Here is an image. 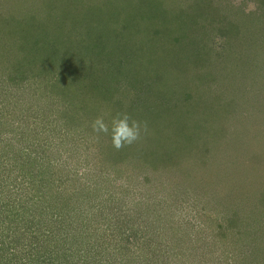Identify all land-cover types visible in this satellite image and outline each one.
Instances as JSON below:
<instances>
[{
    "label": "trees",
    "instance_id": "1",
    "mask_svg": "<svg viewBox=\"0 0 264 264\" xmlns=\"http://www.w3.org/2000/svg\"><path fill=\"white\" fill-rule=\"evenodd\" d=\"M78 1H50L48 8L51 14H49L53 15L47 24L49 29H45V26L41 24L42 27L39 28L38 35H33L34 40L39 42V37H42V34L46 36L49 33L51 36L49 34L48 36L53 39H49L50 42L47 43V46L50 45L51 51L52 48L55 49L54 55L60 56L61 49H68V47L71 48L68 50L84 54V46L87 47L88 44L99 41L98 36L100 42L105 43V40L108 39L111 43L112 40L117 43L120 35L127 33L126 27H133L130 24L131 20L136 24L134 27H141V24L147 25L148 23H150L147 25L148 29L155 27V35L147 33L152 44L147 50L131 47L132 55L129 56L131 59L127 57L128 52H123L131 64L138 66H136L137 73L132 66L128 68L129 75L134 72L133 78L136 75L137 78L132 82H125V84H121L120 80L114 78L116 83L113 85L111 81H108V78H102V84L109 85L103 94L98 90L101 85L99 80H95L91 85L90 83L86 85L85 91L80 89L81 85L76 83L77 75L74 71L71 73L73 68L70 62L68 63V57L59 58L60 63L51 65L49 69L45 63L43 70L38 75L40 84L44 85L43 93L56 94L58 99L61 98V104L66 106V110L70 113L74 108H82V106L79 107L80 103L77 102V99L81 94H88L89 89L90 96L104 102L105 108H110L106 122H110L111 118L119 112H127L134 119L143 122L146 129L142 130L141 137L137 142L117 150L113 147L109 135L97 134L93 130V121L100 117L98 113L89 112L83 114L81 118L79 117L80 119L86 118L88 123L91 118L90 130L87 129L89 126L79 130L75 127V123L74 126L69 125V131L76 134L73 136V140L88 141L89 148L92 149L91 157L84 158V162H80L79 165L81 167L91 165L90 161L93 159L94 165L98 166L93 168L91 174L86 173L84 178L78 177L77 170L75 172L77 176L73 177L70 171L65 169V166H59L60 176L55 179H52L51 176L44 177V172H38L32 176L35 171L33 173L31 171L29 173L35 191L32 192L29 200L21 199L19 205H16V199H12L13 196L4 202H2L3 198H0V264H69V259L65 254H76V252L78 257L83 258L79 264H120L124 262V259L126 262L123 264H160L154 254L155 245L160 246V250L163 251L160 256L180 257V264L187 263V257L194 255V248L195 251L203 248L204 252L199 255L205 257L215 251L217 247L222 249L221 259L223 262L221 264H264V252L261 251L264 249L263 210L257 212L254 207L247 210L246 206L242 205L243 210L247 211V217L241 230L238 229L241 224L233 219L228 220L227 224H217L214 215L209 211L205 213L207 218L197 227L194 237L188 228L183 229L182 226H175V228L173 222L179 218L182 208L187 210V213L190 210L189 205L186 206L187 202L182 201L179 193L182 192L190 198L194 195L197 197L200 193L210 195L220 185L219 182L223 181V184L230 185L231 181H235L230 155H232V145H234L233 139H237L239 132L229 131L227 129L229 126L226 123L233 120L231 118L232 107L237 106L235 97L239 95L235 91H230L229 98H224L216 96L209 89L199 91L194 79L199 78L203 82L204 78L210 79V76H213L214 79L222 76L223 73L219 66H215L211 70L208 69V71L205 68L215 65L217 58L228 50L231 39L249 38V32L253 28L251 24H258V26L253 28L255 33L252 39L242 43L245 48L241 52L245 50L247 55L250 52V54L253 53L255 56L264 58V20L257 15L259 12L243 11L240 16L236 14V19L230 16L233 12L230 11L231 8L225 9L221 4L216 5L213 0H187L178 10L169 9L163 0H126L125 8L129 5L134 7L135 11L129 12L132 17L125 21L117 20L118 9L115 6L111 8V14L107 15L110 19L109 22L103 17L101 20L98 18L102 4L84 6ZM65 2L74 3V6L71 7ZM54 4L55 8L60 7V10L56 9L57 13L53 12ZM150 4L154 5L151 10ZM80 5L83 6L80 7ZM67 8H72V10L68 11ZM94 9L97 16L91 15V17L88 14ZM259 10L261 11L260 8ZM14 22L18 24H14L12 28L24 39L28 32L21 31L23 29L21 22L12 19L10 23ZM100 23L106 26L104 29L101 28L96 38L89 39V36L97 35L95 30L100 29ZM120 23H122L120 27H124V30L118 29ZM32 25L36 29L39 24L33 21ZM24 26L28 29L26 25ZM244 27L246 30L240 37ZM241 28L242 30L238 31ZM139 29L136 28L127 35L131 38V43L135 45V39H140L142 35ZM29 34L32 35L31 32ZM113 35L114 37H111ZM156 36L158 38H155ZM124 44L123 47L118 44L116 46L123 49L126 47ZM96 49L100 51L98 55L104 56V47ZM157 49L160 51L158 52ZM73 54L75 55V52ZM94 65L93 68H97ZM67 67H70L68 71ZM201 70L203 73L200 72ZM191 72L196 75L195 78L190 77ZM138 73L142 76H139ZM92 74L94 75V73ZM66 76L75 77L73 89L65 85ZM27 78V75L22 78L23 82L26 80L27 83ZM133 78L126 77V80ZM187 79H191V84ZM48 81L52 84L50 89L46 88ZM29 86L28 84L27 88ZM16 87L19 88L18 83ZM122 87L135 91V96L132 94L133 98L127 103L115 99L118 90L113 88L121 91ZM152 91L157 96L154 106L149 100ZM180 93H182L181 97L178 95ZM173 95L180 99H175ZM240 97L242 98L243 95L240 94ZM242 101L244 102V98ZM13 105L19 107L24 103ZM2 110L4 111V108ZM153 110L155 111L154 116L150 113ZM0 118L4 119L1 110ZM212 126L220 130L226 128L225 131L221 130L223 138H220L221 135L220 137L212 136L213 139L209 137L208 134L213 130ZM85 128L86 130H84ZM81 131H83V135H80ZM252 135L244 133L243 141H241L242 146L247 143L249 146L255 147L256 143L253 142L255 139L264 144L263 137H259L257 133ZM7 146V143L5 146H0V159L2 160L12 159L10 155L14 152L9 149L13 147V142L9 147ZM218 147L226 155L211 159V153ZM88 159V164H85ZM79 165L77 166L79 167ZM250 166L254 165L250 164ZM250 166L247 165L249 170L252 169ZM161 169L164 170V173L169 171L180 174L178 178H181L179 181L184 188L179 190L176 186L178 191L169 188V183H164L163 177L160 179L163 175L160 173ZM146 170L147 172L155 170L159 180L147 178L144 180L145 184L160 182V186L154 185L156 193L149 192L148 196L153 198V203L159 201L164 205L163 213L158 214L156 223L158 230L155 231L150 230L147 221L137 225V219L134 217L135 214H138L139 218L142 217L141 215H149L147 211L151 210L150 205L148 204V207L144 208L143 205L139 206V202H135V199H128L124 197L125 195L118 196L113 186L124 173L126 177H135L136 175L140 176ZM8 172L10 171L3 170L0 166V181L5 182L9 178L10 175H5ZM252 172L259 174L260 170L254 166ZM214 176H217V179ZM56 180L58 184L54 183ZM107 180L110 181L106 182ZM69 181L73 184L66 186ZM100 182L108 189L104 187V190L102 188L104 185L101 186ZM239 182L241 183V180ZM93 183L95 186L91 191ZM3 192H6V189ZM98 192L103 196H100ZM125 192L129 193L128 190ZM106 195H110V197L104 198ZM97 196L101 202L92 206L94 211L90 212L88 206L91 204L88 205V203L94 201ZM128 197L133 198L132 194ZM33 199L36 200V203L33 202ZM39 202L40 204H38ZM178 202L180 203L179 208ZM207 202L212 204V201ZM37 204L40 208L38 213L40 216V212L42 213L43 219H39L37 214L34 217L35 213L31 210V206L34 209ZM164 214L169 215L168 219L162 218ZM211 222L214 223L211 225ZM209 226L213 228L214 232L209 233ZM161 229L168 230L165 231V234L172 231L173 237L164 238ZM107 230H111L110 234L105 233ZM103 234L108 239L102 237L105 242L101 243L99 239L101 240L100 236ZM22 244L24 253L23 256H19ZM149 247L153 251L152 253L148 252ZM174 250L176 254L173 253ZM199 255L198 257H200ZM121 258L123 259L121 260ZM195 259L198 264L197 258Z\"/></svg>",
    "mask_w": 264,
    "mask_h": 264
},
{
    "label": "rangeland",
    "instance_id": "2",
    "mask_svg": "<svg viewBox=\"0 0 264 264\" xmlns=\"http://www.w3.org/2000/svg\"><path fill=\"white\" fill-rule=\"evenodd\" d=\"M50 1L52 0H0V110L3 113L4 118H0V146H5L7 143V147H9L13 142V147L10 148L9 151L14 152H11L12 154L10 155L12 156V159H5V157V160L0 159L1 168L3 170L10 171L5 174L10 175L9 178L5 182L0 181V198H3L2 202H4V200H8V198L13 196L12 199H16V205H19L21 199H24V201L29 200L32 192L35 191L33 189V181H31L32 177L29 173L31 171L32 173L35 171L32 176L38 172H44V177L51 176L52 179L60 176L59 166H65V169L70 171L73 177L77 176L75 173L76 170L78 171V177L84 178L86 173L91 174L93 172V168L98 166L94 165L93 159L90 161L91 165L88 164L89 159L85 161V164H88L89 166L85 165L84 167H81L79 165L80 162H84V158L91 157L90 154L92 149L89 148V142L82 141L81 139L73 140V136L76 134L69 131V125L74 126L75 123V127L79 128V130H82V127L87 128L89 126L87 129L90 130L91 118H89L90 123L86 121V118L80 119L83 114H88L89 112L92 114L98 113L100 117H103L105 121H107V116L110 112V108H105L104 102L90 96V91L88 89V94H81L77 99V102L80 103L79 107L82 106V108H74L72 112L69 113L66 110L67 107L65 106V108L61 104V98L58 99L56 94L49 92L43 93L44 85L40 84L38 75H40V71L43 70L45 63H47L49 69L51 65H57L60 63L59 58L68 57V63L70 62L73 68L71 73L74 71L75 75H77L76 83L79 86L81 85L80 89L85 91L87 89L86 85L89 83L91 85L95 80H99L101 85L98 90L102 91L103 94L106 92L109 85L107 83L102 84V78H108V81H111L112 85L116 83L114 78L120 80L121 84H125V82H132L137 78V75L133 78L134 72L129 75L128 68L132 66L137 73L138 66L131 64L123 52H128L127 57L131 59V57H129L132 55L130 53L131 47L147 50L149 45L152 44L147 33H153V35H155V27H150L148 29L147 25L150 23L147 25L141 24V27H134L136 24L130 20V24L133 27H126L127 33L125 35H120V39L117 43L115 40H112L111 43L108 39H106V42L103 43L100 42L98 34L100 33L101 28L104 29V26L106 25L100 23V29L95 30L97 35L92 37L88 35L89 39H94L98 36L99 41H95L93 44H88L87 47L84 46V54H78L76 51L68 50L71 49L68 47V49H61L62 53H60V56L54 55L55 49L52 48L51 51L50 45L48 44L47 46V43L50 42L49 39L52 38L49 37L51 36L49 33H47L46 36L42 34V37H39L40 43L38 40H34L33 38V35H38L40 31L39 28L42 26H45V29H49L47 24L50 22L49 20L53 15H50L51 12L48 8ZM125 1L126 0H79L78 2L82 3L84 6L89 4H102L98 12V18L101 20L103 17L110 22L109 16L107 17V15L111 14V8L115 6L119 11H117V20L125 21V19L128 20V18L130 19V17H132L129 12L135 11L134 7L129 5L125 8ZM163 1L165 2V6L169 9L175 8L178 10L182 7V3L187 0ZM69 2L65 3L71 7L74 6V3ZM213 2H216V5H223L225 9L228 7L231 8L230 11L233 12L230 16H232V18H236V14L240 16V14L244 11L259 12L257 15L264 20V0H213ZM83 5H80V7ZM153 6L154 5L150 4V10ZM52 8H54L53 12H56L57 8L60 10V7L55 8V4ZM67 9L68 11L72 10V8ZM96 14L97 13L94 9L88 15L95 17L97 16ZM12 19L22 23L23 29L21 31L28 32L26 33L24 39L22 35L15 33V30L12 28L14 24H18L16 22L13 24L10 23L12 22ZM33 21H36L39 24L36 29L33 28ZM24 25H26L28 29H26ZM251 25L253 28L258 26V24ZM120 26H122V23L119 24V27ZM121 28L124 30V27H120L118 29L121 30ZM136 28H140L139 30L142 35L140 36V39H135V45L131 43L132 40L127 35ZM253 28L251 32H249V38L242 40L231 39L230 44H232V46L229 44L228 50L225 51L221 57L217 58L218 60L215 65L213 64L211 68H205V70L208 71V69L211 70L215 66H219L223 73L222 76L220 75L217 79L210 76V79L204 78L203 82L199 78L194 79L199 91L209 89L214 92L216 96H223L224 98H229L228 95L230 91H235V93L239 95L238 97H235V99H237V106L232 107L233 114L231 118L233 119V123H226V125L229 126V128H227L229 131L233 133L236 130L239 132V135L237 139H233L234 145H232V155H230L232 168H234V172L232 174L235 181H231L230 185H226L225 183L223 184V181L219 182L220 185H218L215 191L213 190L210 195L200 193L197 197L194 195L190 198L182 192L179 193L182 201L185 200V202H187L186 206L189 205L190 210L188 213L187 210H184L183 208L180 210L179 218H176L173 221L174 227L182 226L183 229L188 228V230L192 233V237L195 236L194 234L197 227L203 220H205V218H207L205 213H208L209 211H211V214L214 215L217 224H227L228 220L230 221L231 219L238 221L239 224H241V227H238L239 230L243 228L245 218L247 217V211L243 210L242 205H245L247 210L250 207H254L257 212L262 210L264 211V144L262 141L257 142L256 139L253 141L256 143L255 147L249 146L247 143H244V146H242L241 143L244 138V133L250 134L251 136H253L252 134L257 133L259 137L264 138V58L258 55L255 56L253 53L250 54V52L249 55H247L245 50L241 52V50L245 48L242 43H245L244 41H250L255 33ZM241 30L242 28L238 31ZM245 30L246 28L242 33H240V37L244 34ZM29 32H31L32 35H30ZM114 35L111 37H114ZM155 38H158V36ZM123 43H125L124 45L128 47L127 49L126 47L122 49L116 46L118 44L123 47ZM102 47H104V56L98 55V52L100 51L96 49ZM157 50L158 52L160 51V49ZM51 52H54L53 55ZM74 52L75 55L73 54ZM218 55L219 53L217 54V57ZM94 64L98 69L93 68ZM70 67H67V71ZM78 69H80V71H78ZM200 72L203 73L202 70ZM92 73H94V75ZM138 74L139 76H142V74ZM26 75L28 77L27 83L26 80L23 82L22 79ZM195 76L196 75L191 72L190 77L195 78ZM126 77L133 79L126 80ZM64 81H66L65 85H68L69 88L71 87L73 89L75 77L66 76ZM187 81L191 84V79H187ZM17 83L19 88L16 87ZM152 83L154 84V80ZM28 84L32 88H29V86L28 89ZM50 86H52V84L48 81L46 83V88L50 89ZM113 89L118 90V93L115 95V99L123 103L130 101L133 98L132 94L135 96V91L129 90L126 87H122L121 91L117 88ZM32 94L34 95L31 96ZM181 94L182 93L178 94L179 97H181ZM240 94L243 95L242 98L240 97ZM173 97L178 100L180 99L176 98L174 95ZM156 98L157 96H155V93L152 91L149 100L153 106L154 104L156 105ZM243 98L245 103L242 101ZM21 102L24 103V105L19 107L13 105L21 104ZM3 108L5 112L2 110ZM154 112V110L153 112H150L152 116H154ZM86 128L84 130H86ZM211 128L213 130H211V133L208 134L209 137H220L221 135L220 138H223L221 130L224 129L220 130L213 126ZM83 131L80 132V135H83ZM77 147L79 148L77 149ZM224 154L226 155V153L221 152L218 147V149H214V152L211 153L210 157L211 159L216 157L220 158L224 157ZM249 163L258 167L260 173L253 174L252 170L254 166L251 167ZM77 165H79V167ZM247 165L252 169L249 170ZM240 170L244 171L241 172ZM160 173L163 174L160 179L163 177V182L169 183V188H172V190H176L177 188L182 190L184 188L181 186V181H179L181 178H178L180 174L171 173L169 171L164 173L163 169H161ZM214 177L217 179V176ZM147 178L152 180L156 179L157 181L159 180L155 170L154 172H147L146 170V172H142L140 176L136 175L135 177H126L124 173L123 176L116 180L117 183L113 186L115 187L116 194L118 196L121 197L122 195H125L124 197L128 199H135V202H139V206L143 205L144 208H147L148 204L150 205L151 210H149V208V211H147V214L149 212V215H141L142 217L139 218L138 214H135L134 217L137 219V225H141L140 223L143 224L147 221L149 222L148 225L150 230L155 231L158 230L156 224L158 222V214L163 213L162 208H164V205L161 204L162 202L160 203L157 200H155L157 203H153V198L148 196L150 193H156L154 185L160 186V182H157V184H155V182H150V184L148 182L145 184L144 180ZM240 180L241 183L239 182ZM109 181L107 180L106 182ZM72 182H67L66 186L73 184ZM175 182L176 184H174ZM54 183L58 184L57 180L56 182L54 181ZM100 184L101 186L104 185L101 182ZM94 186L95 183H93L91 191H93ZM104 187L105 189H108L105 185L102 188L104 189ZM5 189L6 192H3ZM125 190H128L129 193H126ZM98 194L100 196L102 195L100 192H98ZM130 194H132L133 198L128 197ZM105 197L109 198L110 195H106L104 198ZM206 201H212V204H210V202L206 203ZM33 202L36 203V200L33 199ZM100 202L101 201L97 196L94 201L88 203V205L91 204L88 206L90 212L94 211L92 206H95ZM38 204H40V202ZM38 204L34 207V209L33 206H31V210L35 213L34 217L37 214L39 219H43L42 213L40 212L42 217L38 213L40 210V208H38ZM179 205L180 203L178 202V208L180 207ZM136 211H138V208H136ZM162 216L163 219H168L169 217L167 214ZM213 223L214 222H211V225ZM167 229L169 230L168 227ZM168 230L165 229L166 232ZM160 231L162 232L164 238L172 236V231L168 234H165L166 232L162 229ZM208 231L209 233L214 232L213 228L210 226ZM110 232L111 230H107L105 233L110 234ZM100 237L101 240L99 239V241L101 243L105 242L102 240V237L108 239V237L104 234ZM156 239L158 241V236ZM22 246L23 244L21 245V250L18 253L19 256H23L24 253ZM155 248L156 250L154 254L158 258L160 264H180V257L176 258L173 255H169L166 258L160 256V254L163 253V251L160 250L161 247L155 245ZM261 251L264 252V249ZM148 252H153L150 247ZM203 252V248H199L196 251L194 248V255L192 257H187L186 264H196L195 258H197L198 264H219V262L221 264L223 262L221 259V247H217L215 251L205 255V257L203 255L201 257L199 254ZM173 253L176 254L175 250ZM198 255L200 257H198ZM65 256L69 259V264H79L80 261L83 260V258L78 257L77 252L76 254H65ZM122 259L123 258H121V260ZM124 262H126L125 259ZM124 262L120 264H123Z\"/></svg>",
    "mask_w": 264,
    "mask_h": 264
},
{
    "label": "clouds",
    "instance_id": "3",
    "mask_svg": "<svg viewBox=\"0 0 264 264\" xmlns=\"http://www.w3.org/2000/svg\"><path fill=\"white\" fill-rule=\"evenodd\" d=\"M93 130L97 134H105L111 137L112 145L120 150L137 142L142 130L146 125L134 119L127 112H119L114 115L110 122H106L103 117H97L92 123Z\"/></svg>",
    "mask_w": 264,
    "mask_h": 264
}]
</instances>
